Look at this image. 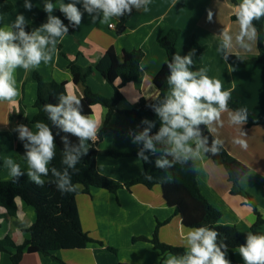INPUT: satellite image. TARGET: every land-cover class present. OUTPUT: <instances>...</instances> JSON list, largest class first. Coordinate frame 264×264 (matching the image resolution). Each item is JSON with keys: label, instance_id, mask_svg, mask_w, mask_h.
Instances as JSON below:
<instances>
[{"label": "crops", "instance_id": "0c3cea01", "mask_svg": "<svg viewBox=\"0 0 264 264\" xmlns=\"http://www.w3.org/2000/svg\"><path fill=\"white\" fill-rule=\"evenodd\" d=\"M44 1L27 0L33 5L29 11L24 8L26 0H11L14 9L0 16V28H10L18 14L25 16V26L31 25L42 14ZM71 2L73 0H58L54 10L60 11L61 3ZM238 3L240 0H151L147 11L132 9L125 32L118 34L120 18L114 17L109 24L101 23L99 19L92 23V15L97 13L89 15L83 8V0H79L76 6L83 14L82 23L74 26L73 31L63 38H56L53 60L49 64L42 62L38 68L27 72L17 68L14 75L21 95L11 104L0 103V181L10 180V169L5 163L8 158L19 164L21 170H28L24 159L26 149L24 146L19 147L21 139L17 126L23 124L35 131L33 119L38 113L35 107L38 92L35 74L46 83H66L67 93L76 94L80 99L84 97L87 85L102 96L114 98L115 89L96 71L97 63L111 48L119 57L125 51L141 50L144 57L138 81L122 88L125 99L118 108L128 110L142 99L153 102L159 96L154 79L168 59L159 39L171 30L181 32L176 53L182 57L188 55L190 51L187 47L193 41L205 48L202 55L193 58L190 70L207 69L209 77L221 80L223 90H231V97L238 101L240 108H246L250 117L260 120L263 116L264 69L261 64L245 63L258 54V33L256 31L254 41L245 39V43L250 45L248 50L236 42L239 25L233 17ZM209 11L212 13L211 21L208 20ZM49 15L58 17L65 26L70 27L57 13ZM48 17L37 29L48 22ZM225 31L232 37L231 47L227 49L222 47V33ZM227 56H236L241 60L229 61ZM71 64L85 72L92 71L87 84L74 82ZM230 68L236 70L231 71ZM168 93L170 95V88ZM229 112L234 111L228 108V111L221 113L219 121L207 126L215 139L223 142L225 150L248 167V172L240 182L243 193H231L233 184L226 169L215 164L205 153L198 159L188 161L195 168L202 195L224 215L228 223L248 235L253 234L252 228L257 219L250 199L264 218V125H233ZM107 114L106 107L94 106L91 116L99 125L97 140H88L86 145L100 152L136 151L142 144V141H134V137L143 131L139 123L118 112L104 130ZM156 120L162 126L157 113ZM241 131L246 134L240 137L247 141L246 149L233 142ZM189 144L195 148L194 141L190 140ZM97 168L115 185L129 183L142 176L145 170L142 160L136 156L101 155L97 160ZM16 204V217L0 219V241L9 236L15 243L23 244L27 239L24 230L36 222V213L20 199ZM77 206L83 230L94 241L105 243V246L92 244L82 250H62L56 256L65 264H165L172 255L162 254L150 241L133 240L139 237L152 239L159 223L163 224L158 230L161 242L187 250L184 234L189 228L184 226L182 217L176 214L175 209L166 203L161 186L149 189L137 184L130 189L122 187L116 193L92 188L89 194L77 196ZM0 214L6 215V211L1 209ZM258 232L264 235V226L259 227ZM107 246L115 249V252ZM238 249L223 251L231 264H244ZM0 264H12L9 253H0ZM21 264L62 263L41 254H25Z\"/></svg>", "mask_w": 264, "mask_h": 264}, {"label": "trees", "instance_id": "16d2710c", "mask_svg": "<svg viewBox=\"0 0 264 264\" xmlns=\"http://www.w3.org/2000/svg\"><path fill=\"white\" fill-rule=\"evenodd\" d=\"M57 1L45 0L44 4L52 3L54 5ZM13 9L14 4L11 0H0V16L10 13ZM52 12L60 15L70 26L68 27L69 32L73 31L75 25L70 23L62 12L54 9ZM48 16L49 13L43 10L42 14L36 17L31 25L24 26L25 31L31 34L37 30L38 26ZM130 16L131 14H125L120 17L117 26L118 34L125 32L126 23L130 19ZM233 18L236 19V16ZM252 23L258 33V54L247 59L245 63L261 64L264 69V16L259 20H253ZM13 30L15 31V29ZM180 37L181 32L179 30H171L159 39L160 46L167 53L168 62H172V57L177 51ZM187 49L188 51L195 49L192 59L195 56L202 55L205 50L196 41H193ZM143 57L144 53L141 50L132 52L125 51L122 57H119L115 50L111 48L107 50L105 55L97 63L96 71L106 81L112 84L115 89L114 98L102 96L94 92L87 85L81 103L83 105V114L85 115H91L96 105H101L108 109L104 130L107 129V125L112 116L119 112L137 121L142 130L150 127L149 124L143 121L147 120L152 122L149 132L150 136H154L159 132L161 126L156 120L155 108L160 106L169 95L170 85L167 83V78L170 74V69H168L167 63L164 64L154 79V85L159 91V96L155 101L147 102L142 99L128 110L122 111L118 108L120 102L125 99L122 94V88L138 81ZM227 59L229 61L241 60L236 56H227ZM70 71L73 75L74 82L77 84H87V79L92 72H85L74 64L70 65ZM34 78L38 83L37 101L35 104L38 113L35 115L33 123L36 124L38 121L44 122L52 130L54 143L56 144V154L49 164L48 175L42 176V179L45 181L42 186L31 181L27 175V171L24 170H21L23 175L19 177H13L7 181H0V210L4 209L6 211V215L0 214V219L6 216H17L18 207L16 201L18 199L32 207L36 213V222L29 229L24 230L27 234V239L23 244L15 243L9 236L0 241V253H9L12 264H21L25 254H41L65 264L56 256L62 250H82L92 244L105 246V243L94 241L83 230L79 216L77 196L79 194H89L92 188L104 189L111 193H116L122 187L130 189L137 184L145 185L149 189H153L155 186H161L166 203L175 209L176 214L182 217L184 226L189 229L208 227L218 232L217 244L220 245L222 243L225 245V247L221 248V251L232 252L234 249H238L246 243L248 235L241 232L235 225L228 223L224 215L215 209L202 195L196 178V171L191 162L187 161L182 167L172 156L164 155V159L170 162L171 167L165 166L160 168L156 166V160L161 158L166 147L156 141H153L156 148L154 152L145 149L143 141L141 146L132 153L100 152L90 147L87 154L80 156L75 167L68 169L70 184L72 186L79 185L78 189L75 192H70L59 188L57 184L59 178L53 174L52 169L55 168L57 172L63 174L67 168V165L62 163L65 148L62 138L67 137L69 148L78 146L80 142L78 138L69 133H64L58 125L53 124L49 119V114L43 110L46 104L56 105L59 103L60 94L67 92L66 83H46L37 74H35ZM118 81H120L119 85H117ZM228 108L234 112L239 110L240 106L238 101L231 97L228 101ZM262 111L263 116L260 120L256 121L248 115L246 124L250 127L259 124L264 125V102L262 103ZM199 128L201 137H207V147L210 148L215 137L207 125L201 124ZM25 143H27L26 140H21L19 147H23ZM218 147L220 149L218 155H213L211 152L205 154L215 164L223 166L226 169L229 180L233 184L231 193L241 195L243 190L240 182L248 172V167L232 157L223 146L218 145ZM141 152H143L144 157H147L146 160L140 158L144 164V173L129 183L115 185L98 171L97 160L101 155L139 157ZM146 176L150 177V179H146ZM169 177H171L170 182ZM249 203L257 216L252 232L254 235H262L258 232V228L264 226V218L258 212L256 205L251 199ZM162 225V223L158 224L152 239L139 237L133 240L135 242L139 240L150 241L162 254H170L177 257L184 255L186 252L184 248L171 246L160 241L158 230ZM107 247L109 250L115 252V249L112 247Z\"/></svg>", "mask_w": 264, "mask_h": 264}, {"label": "clouds", "instance_id": "9594fccd", "mask_svg": "<svg viewBox=\"0 0 264 264\" xmlns=\"http://www.w3.org/2000/svg\"><path fill=\"white\" fill-rule=\"evenodd\" d=\"M78 2L79 0H73L71 3L59 5V10L75 26H79L83 18L81 10L76 6ZM150 2L151 0H83V8L89 15L97 13L92 15V23H96L99 19L101 23L109 24L114 17L130 15L133 8L137 11H147ZM32 7L33 5L26 0L24 8L31 11ZM54 7L52 3H46L43 10L51 14ZM235 8L239 25L236 42L248 50L250 45L245 43V39L248 41L256 39V28L252 22L264 16V0H240ZM208 20H212L210 11ZM25 23V16L18 14L10 28H0V103L11 104L21 95L14 75L16 69L22 68L27 72L38 68L42 62L45 65L49 64L53 60L52 53L57 44L56 38H63L69 32L68 27L58 17L52 15H49L47 23L31 34L25 31ZM222 35L223 49L231 47L232 37L226 31ZM49 45L52 47L49 48ZM194 52L195 49L183 57L175 53L172 62H166L170 69L167 78L170 95L155 108L162 121L159 132L150 136L152 122L145 120L143 122L150 127L134 137L135 142L143 141L144 148L153 152L156 151L153 141L166 146L161 158L156 160V166L160 168L171 167L170 162L164 159V155L172 156L183 167L189 159H198L202 153L211 152L213 155H218L220 151L218 145L223 144L221 140L214 139L211 147H207V137H201L199 126L211 125L214 121L220 120L221 113L228 111L231 90H223L221 80L209 77L205 68L199 71L190 70ZM43 110L49 114L53 124L58 125L64 133L79 139L78 146L69 148L67 137L62 138L65 145L62 163L67 165V168L63 174L57 172L55 168L52 169L53 174L59 178L58 187L75 192L79 185L70 184L68 169L75 167L82 154H87L89 146L85 142L97 140L99 125L90 114H83L81 99L73 93H61L58 104H46ZM229 119L233 125L246 124L248 110L240 108L235 112H229ZM34 127L35 131H31L28 126L21 124L17 126V130L19 138L27 141L24 144L27 175L31 181L42 186L45 183L42 176L48 175L49 164L56 154V144L53 132L47 124L38 121ZM245 135V132L241 131L240 136L233 141L244 149L248 144L240 137ZM190 140L194 141L195 148L189 144ZM138 158L147 159L143 156V152ZM5 163L10 169V179L23 175L20 165L14 163L11 158ZM146 179L150 177L146 176ZM170 181L171 177H169ZM217 237L218 232L208 227L189 229L184 234L187 249L185 254L179 257L169 256L165 264H231L225 258V252L221 251L225 245L222 243L218 245ZM238 252L244 264H264V235L249 233L246 243L239 247Z\"/></svg>", "mask_w": 264, "mask_h": 264}, {"label": "built area", "instance_id": "2783aa9c", "mask_svg": "<svg viewBox=\"0 0 264 264\" xmlns=\"http://www.w3.org/2000/svg\"><path fill=\"white\" fill-rule=\"evenodd\" d=\"M113 26V25H112Z\"/></svg>", "mask_w": 264, "mask_h": 264}]
</instances>
